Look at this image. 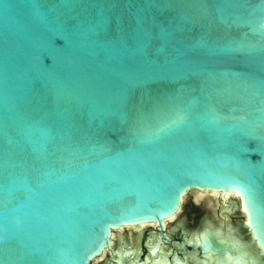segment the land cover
<instances>
[{"label": "water", "instance_id": "water-1", "mask_svg": "<svg viewBox=\"0 0 264 264\" xmlns=\"http://www.w3.org/2000/svg\"><path fill=\"white\" fill-rule=\"evenodd\" d=\"M190 191L264 254V0H0V264H92Z\"/></svg>", "mask_w": 264, "mask_h": 264}, {"label": "flooded vegetation", "instance_id": "flooded-vegetation-1", "mask_svg": "<svg viewBox=\"0 0 264 264\" xmlns=\"http://www.w3.org/2000/svg\"><path fill=\"white\" fill-rule=\"evenodd\" d=\"M186 199L185 197L180 209L181 211L179 210L177 212L176 218L178 217V219L175 220V218L169 221L166 226H164V223L161 225L158 222H152L151 224L146 223V226H140L141 224H138L113 230L111 247L104 252L106 253V257L100 260L101 264H117L118 252L122 250L123 247L128 248L131 252H135V260H137L138 264H145L148 258H150L149 253H151L152 247L157 244L161 247L159 251L160 255H162L163 258H167L169 264H211L213 257L211 258L197 248L196 231H202L204 224L207 223L208 220L220 224L223 219L228 221V217L226 215L224 217L219 216L221 218L218 219V221L206 218L205 216L201 219L199 216L202 211L201 207H199L195 201L192 205H188ZM232 202L230 203L229 201L231 207H233L234 211H236V208L242 218L243 215L240 209ZM220 209L223 211L222 206ZM181 213L186 220L181 218ZM189 217L196 220L191 221ZM232 224L238 229V235H241L243 238H248L249 229L246 228L244 224H242V226L245 227L247 232L244 234L242 233L241 225H237L235 222ZM196 225L197 227L195 229H191L192 226ZM122 229H125L126 232L127 229H130V231L127 232L126 236H120L118 232ZM104 253L100 258L104 257ZM262 256H264V254H262ZM214 258L218 260V256Z\"/></svg>", "mask_w": 264, "mask_h": 264}, {"label": "bare ground", "instance_id": "bare-ground-1", "mask_svg": "<svg viewBox=\"0 0 264 264\" xmlns=\"http://www.w3.org/2000/svg\"><path fill=\"white\" fill-rule=\"evenodd\" d=\"M213 194L217 195L221 199L223 203L222 209L224 212H229L233 210V207H231V204L229 203V201L232 200V196L237 198L235 192H222V193L216 192ZM200 195H201L199 196L200 198H204L205 192L200 193ZM184 199L185 198H183V200ZM176 216H177V213L169 216L166 219H163L164 226H166L169 221L174 220ZM227 219L228 221L224 219L222 220L223 226L221 225L220 230L223 235L221 237L225 240L234 242L238 246V249H239L238 252L243 257V264H264V261H261L263 253L262 252H259L258 254L253 253L251 246L249 247L248 245H246L239 239L238 229L233 226L232 220L230 218H227ZM151 223L152 222H149V224ZM146 225H147L146 223H142L140 226H146ZM112 235H113V232H112ZM160 250H161V247L159 244L153 246L151 249V253H149V257L151 259L148 258L145 264H169V262L167 261V258H163V256L160 255L159 253ZM117 264H138L137 260H135V252H131L128 248L123 247L122 250L118 252V263ZM211 264H219V262H217L216 258L213 257ZM225 264H233V263L232 261H228Z\"/></svg>", "mask_w": 264, "mask_h": 264}, {"label": "rangeland", "instance_id": "rangeland-1", "mask_svg": "<svg viewBox=\"0 0 264 264\" xmlns=\"http://www.w3.org/2000/svg\"><path fill=\"white\" fill-rule=\"evenodd\" d=\"M186 198H187L186 200H187V204L188 205H192L193 202L195 201V203L199 207H201L202 211H201V214L199 215L201 217V219L204 218V216H205L206 218L213 219L214 221H218V219L221 218L219 216H223L224 217L225 215H228L227 217L230 218L232 220V222H235L237 225L238 224L241 225V229L243 231L242 232L243 234L247 233L245 227L242 226L243 218H241V214L237 211L236 208H235L236 211H234V210L229 211L228 214L226 212L222 211L220 209V207L222 206L223 203H222V201L219 199V197L217 195H215L213 193L205 192V197L204 198H199V197H197L196 191H190L186 195ZM233 198H235V197L232 196V200H230V203L232 201L234 202ZM180 216H182L181 217L182 219L186 220V218L182 215V213H181ZM177 219H178V217L175 220H177ZM189 220L195 221L196 219H192L191 217H189ZM196 227H197V225L196 226H192L191 229H195ZM128 231H130V229H127V232ZM208 231H209L210 235H212L213 234L212 232L214 230H209L208 229ZM127 232L125 231V229H122V230H120L118 232V234L120 236H126ZM105 254L106 253H104V255H103L104 257H101V258L99 257L98 259H95L92 264H101L100 260H102V259H104L106 257Z\"/></svg>", "mask_w": 264, "mask_h": 264}]
</instances>
